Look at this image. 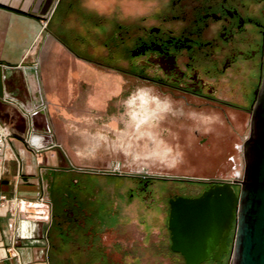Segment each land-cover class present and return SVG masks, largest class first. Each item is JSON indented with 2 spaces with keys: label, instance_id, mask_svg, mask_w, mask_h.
<instances>
[{
  "label": "rangeland",
  "instance_id": "1",
  "mask_svg": "<svg viewBox=\"0 0 264 264\" xmlns=\"http://www.w3.org/2000/svg\"><path fill=\"white\" fill-rule=\"evenodd\" d=\"M36 2L53 7L61 3L55 19L63 9L68 25L74 23L70 16L77 14L76 4L90 16L78 15L89 27L61 31L71 61L57 62L61 71L73 68L62 82L77 90L75 99L88 101L83 109L68 106L59 113L52 108L67 120L73 159L60 158V164L68 169L77 165L75 170L54 172L55 183L47 189L54 204L52 264H186L171 249L170 198L198 196L210 187L196 178H228L236 170L244 172L241 146L250 132L256 89L262 84L259 54L253 63L239 55L225 69V56L234 44L226 43V49L222 43L203 44L218 35L221 22L202 31L193 25V4L200 0H181L176 7L174 0H112L101 2L100 10L88 0ZM53 12H34L41 33ZM190 31H199L202 38L195 66L217 88L211 96L184 90L141 63L150 47L145 53L141 49L155 33L166 32L171 38L192 36ZM235 45L242 46L237 40ZM185 63L182 59L181 67L189 69ZM53 65L48 68L55 69ZM68 121L73 126H67ZM80 145L82 156L76 154ZM155 168L170 171H152ZM41 196L50 205L47 192ZM30 212L35 218L43 216L42 211ZM222 264H233L231 254Z\"/></svg>",
  "mask_w": 264,
  "mask_h": 264
},
{
  "label": "crops",
  "instance_id": "2",
  "mask_svg": "<svg viewBox=\"0 0 264 264\" xmlns=\"http://www.w3.org/2000/svg\"><path fill=\"white\" fill-rule=\"evenodd\" d=\"M36 1L0 0V126L11 133L0 154V264H52L54 204L47 189L55 183L51 179L54 172L77 169L75 164L70 169L60 164V158L69 161L71 157L67 120L52 108L59 113L68 106L83 109L88 101L75 99L77 90L62 82L72 75L73 68L61 71L57 61L70 60L61 31L70 27L73 33L75 26L89 27L78 17L89 14L76 4L77 14L70 16L74 23L69 26L63 9L55 19L61 3L53 7ZM104 1L112 0H88L99 10ZM45 10L54 12L41 33V21L34 12ZM52 60L57 64L54 71L47 67ZM99 104L102 107L104 103L100 100ZM76 154L82 156L84 146H78ZM46 192L50 205L41 199ZM31 210L42 211L43 216L35 218Z\"/></svg>",
  "mask_w": 264,
  "mask_h": 264
},
{
  "label": "water",
  "instance_id": "3",
  "mask_svg": "<svg viewBox=\"0 0 264 264\" xmlns=\"http://www.w3.org/2000/svg\"><path fill=\"white\" fill-rule=\"evenodd\" d=\"M256 94L243 145L245 167L239 193L231 180L220 179L200 196L170 198L171 249L186 264L211 260L220 264L229 252L234 223L233 264H264V74Z\"/></svg>",
  "mask_w": 264,
  "mask_h": 264
},
{
  "label": "flooded vegetation",
  "instance_id": "4",
  "mask_svg": "<svg viewBox=\"0 0 264 264\" xmlns=\"http://www.w3.org/2000/svg\"><path fill=\"white\" fill-rule=\"evenodd\" d=\"M180 1L181 0H174L175 7L179 6L178 2ZM191 13L193 25L197 27L199 31L205 30V28L211 25L212 22H221L218 35L213 37L214 41H206L203 44H209V47H216V45L221 46L222 43V48L225 49L226 43H230L231 45L234 44L230 49V52L225 56V69L235 63L239 55L245 56L251 61V63H253V59L259 54L262 67L261 80L263 79L264 0H200V3L193 4ZM198 32L190 31L192 36L181 35L173 36L171 38L165 36L166 32H162L163 34H160L159 32L157 34L155 33V38L151 39V43L149 45H144L141 49L145 53L146 49L150 47L148 56L142 60L141 63L144 65V68H152L155 72H161L164 74L177 85L179 83V86L184 90L194 93H205V95L211 96V94L217 92V88L207 81L205 75L195 66V61L197 57L200 56V47L198 48V43L202 42V38L199 37ZM246 34H250V36L248 37ZM236 40L238 43L240 41L242 46H236ZM244 45H246V49L243 48ZM254 45L256 48H253ZM137 52L140 53V51ZM182 59L185 60V65H188L189 69L184 70L181 67ZM258 65L260 67V62ZM207 75L209 74H206V76ZM257 90L258 89H256V92ZM203 116H201L202 119L206 120L205 116ZM244 142L245 139L241 146L242 152ZM235 174L240 175L243 179L244 172L242 173L240 170H236ZM211 179L213 180L206 181L210 183V187L215 183H220V179L226 178L217 177ZM240 181L242 180L235 182V188L237 190L240 189ZM233 236L234 231L228 242L230 249H232ZM228 255L230 254L223 256L220 264H222L224 258L228 257ZM210 262L216 264L213 260Z\"/></svg>",
  "mask_w": 264,
  "mask_h": 264
},
{
  "label": "bare ground",
  "instance_id": "5",
  "mask_svg": "<svg viewBox=\"0 0 264 264\" xmlns=\"http://www.w3.org/2000/svg\"><path fill=\"white\" fill-rule=\"evenodd\" d=\"M53 63V60L51 61V65H53L52 64ZM54 66V68H56V66H55V64L53 65ZM47 67H50V66H47ZM57 69V68H56ZM67 126H73V124L72 123H70V122H68V125ZM66 127V126H65ZM116 164V168L117 169H120L121 168V165H120V163L118 164V163H115ZM129 168H134V167H132V166H129ZM156 170H152V171H154V172H160V173H167V171H170V168L169 169H162V170H159L158 168H155ZM226 179H229V180H231L232 181V183H233V186H234V189H235V191L237 192V193H239V190H237L236 188H235V182H238V180H242V177L240 176V175H238V174H235L234 176L232 175L231 177H228V178H226ZM235 230H236V225H235V223H234V225H233V227H232V230H231V232H230V235H229V238H230V236H231V234H232V232L234 231V236H233V242H234V238H235ZM229 238H228V242H229ZM226 254H231V256H232V259H233V254H232V249H230V247H229V252L228 253H226ZM226 254H224V255H226ZM223 255V256H224ZM223 256H222V259H223ZM212 261V260H211ZM222 261V260H221ZM210 262V261H209Z\"/></svg>",
  "mask_w": 264,
  "mask_h": 264
},
{
  "label": "built area",
  "instance_id": "6",
  "mask_svg": "<svg viewBox=\"0 0 264 264\" xmlns=\"http://www.w3.org/2000/svg\"><path fill=\"white\" fill-rule=\"evenodd\" d=\"M10 135L11 133L6 128L0 126V154L5 150Z\"/></svg>",
  "mask_w": 264,
  "mask_h": 264
}]
</instances>
